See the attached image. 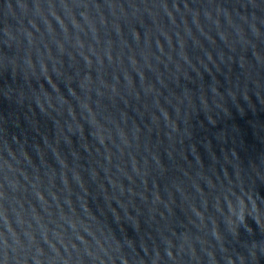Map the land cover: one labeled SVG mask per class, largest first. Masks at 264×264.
<instances>
[{
  "label": "water",
  "instance_id": "95a60500",
  "mask_svg": "<svg viewBox=\"0 0 264 264\" xmlns=\"http://www.w3.org/2000/svg\"><path fill=\"white\" fill-rule=\"evenodd\" d=\"M0 264H264V0H0Z\"/></svg>",
  "mask_w": 264,
  "mask_h": 264
}]
</instances>
